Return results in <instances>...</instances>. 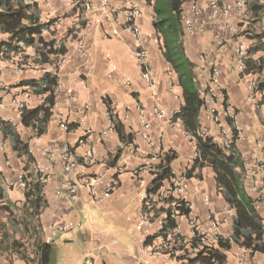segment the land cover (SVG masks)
<instances>
[{
    "label": "crops",
    "instance_id": "crops-1",
    "mask_svg": "<svg viewBox=\"0 0 264 264\" xmlns=\"http://www.w3.org/2000/svg\"><path fill=\"white\" fill-rule=\"evenodd\" d=\"M111 1L118 5H125L132 1L141 5L143 14L139 22L142 35L139 39L127 30H122L120 36H111L112 24L107 21H103L102 24L94 20L88 24L85 23L77 12V7L69 5L70 0H38L42 20L55 19L50 30L43 34L45 40L55 41L56 46L65 44L68 56L67 63L58 75L61 88L56 95L61 104L55 105L52 118L44 134L36 136L22 127L20 125L21 114L13 105L14 97L24 101L30 108L40 106L45 100V94L28 91L26 86L20 84L21 81L39 80L45 73V68L40 67L42 69L31 70L24 74L16 71V68L23 63L22 61L34 65L39 64L34 63L35 49L28 48L25 52L11 58L0 57V82L4 83L3 87L0 85V114L5 120L17 125L23 141L29 144L31 153L30 158L27 155H18L13 150L11 142L5 139L9 144L7 151L9 160L7 161L4 156L1 157L0 152V184L4 187L7 203L8 201L23 200V203L25 201L26 188L20 187L17 191L19 193L7 190L5 185L10 179L24 172L30 173L33 178L38 177L35 170L36 162H41L45 167L48 166L47 160L39 152L41 146L59 147L69 144L80 161V170L83 174L100 173L107 176L114 173L116 164L120 165L122 159L128 157L132 147L140 150L135 158L127 161L129 171L118 176V183L111 197L101 205L91 204L86 189H81L77 197H73L67 191L58 190L63 181L61 163L47 168L48 180L44 183L42 191L47 205L37 219L41 226L60 219L81 222L77 217L78 213L84 211L85 208L89 211V208L95 207L103 210V214L110 215L112 221L125 222L121 219H126L128 233L135 244L132 251L113 249L104 240V236L95 238L93 228L89 227L84 234L76 231L68 236L57 235L51 244L52 250L47 264H67L68 248H71L70 246L81 238L86 240L92 249H95L94 256L98 264H108L107 257H111L114 264L117 258L125 264H138L141 232L136 229V224L142 210V195L147 192L154 174L146 170L139 179H136L130 170L143 163H152L155 170L167 153L175 154V159L171 163L172 168L191 169V158L196 152L192 140L175 131L163 119L151 114L157 100L170 111L181 107L184 102L183 90L178 84V75L163 57L158 34L153 28L152 7L147 4L146 0ZM199 1L207 6L206 0ZM259 1L264 3V0ZM95 6L97 7L98 4ZM89 17L91 19L101 18L97 12H91ZM230 21L235 25L236 32L227 34L224 39L228 40V43L217 47L219 41L213 35L215 24L209 19L208 7L204 16L205 32L198 35L185 34L184 46L187 56L195 64V72L201 83V96L204 99L203 81L199 77V59L202 54H205L220 62L222 82L228 102L238 112L244 133V137L237 139L235 145L244 160V166L247 167L248 163L264 161V104L260 102L262 95L255 94L250 88V82L255 80V76H243L242 70L236 69L233 51L237 42L244 43L248 49L253 44L249 34L254 30L260 32L264 23L250 24V21H242L236 17H232ZM3 37L0 35V39ZM80 38L85 43L83 52L76 50L77 41ZM138 40L144 42L149 52V67L159 83L157 94L153 93L149 84L140 75V66L134 56ZM260 55L261 52H258L255 58ZM50 57L54 61L56 55L51 54ZM206 74H208L207 69ZM126 79H129L131 84H127ZM108 103L123 126L124 138L110 120ZM138 106L145 109L151 121L150 145L146 144L142 136L143 116ZM62 121H68V130L63 128ZM200 121L202 131L224 146L218 124L211 119V116L209 117L206 109L202 110ZM89 132L92 137L85 144H78V140ZM103 132L106 134H102ZM128 135L132 140L131 143L129 137L127 139ZM90 151L93 153V159L87 161L85 154ZM118 152L120 159L113 163L112 159ZM25 165H27L26 170ZM202 175V179L197 176L192 178L193 183L200 182L203 192L192 190L188 196L189 205L203 220L207 219L209 213L220 220L228 217V222L222 223L221 242L217 247L218 251L225 254L226 264H264V252L251 255L250 250L240 247L232 240L235 210L226 202L222 192L218 189L212 168L205 167ZM263 180L264 171H260L252 180L254 187H249L246 183L245 187L248 194L257 200L256 208L264 221ZM203 193L210 195L209 205L203 201ZM112 241L116 243L115 239ZM33 253L30 255L34 257L33 262L21 261L23 262L21 263L19 261L16 264H39V252L35 249ZM0 264H11V262L0 259Z\"/></svg>",
    "mask_w": 264,
    "mask_h": 264
},
{
    "label": "built area",
    "instance_id": "built-area-1",
    "mask_svg": "<svg viewBox=\"0 0 264 264\" xmlns=\"http://www.w3.org/2000/svg\"><path fill=\"white\" fill-rule=\"evenodd\" d=\"M68 3L74 8L77 7V12L87 24L93 20L99 24H102L103 21L110 22L112 24L110 35L113 37L120 36L122 30L131 32L137 39L142 35L139 19L142 17L143 9L136 2L132 1L125 5H118L111 0H70ZM96 4H98L97 7L95 6ZM206 4L207 6H204L199 0H185L182 9V23L185 34L198 35L205 32L204 16L208 7L209 19L214 21L215 24L213 35L219 42L227 34L236 32L235 25L230 21L232 17L242 21H250L251 12L248 7V0H206ZM91 12H97L101 18L91 19L89 17ZM143 43L142 40H138L134 56L140 66L141 77L149 84L153 93L157 94L159 83L152 75L149 67V52ZM76 50L78 52L85 50V43L82 38L78 39ZM233 55L237 67L242 70L247 57L246 45L242 42H237ZM67 61V54L59 53L52 63L34 65L29 62H23L16 68V71L24 74L25 72L39 70L42 69L40 67H44L45 72L59 75ZM199 62V77L203 81L206 112L218 124L223 145L228 147L235 143L237 139L244 137L239 114L226 98L220 62L205 54L201 55ZM36 66H39V68H36ZM206 69L208 74L205 75ZM126 82L131 84L129 79H126ZM254 84V81L250 82L251 89H253ZM0 85L3 87L4 83L0 82ZM60 88L61 85L58 83L55 88L56 94L60 91ZM60 104L61 101L56 98L55 105ZM13 105L21 114L24 101L14 97ZM138 109L143 116L142 136L146 144L150 145L149 130L151 121L143 107L138 106ZM180 111L181 107L170 111L157 100L151 110V114L163 119L175 131L192 140L196 147V152L191 158L193 166L198 156L196 141L191 133L186 130L183 121L177 117ZM62 126L65 130H68V121H62ZM102 134L105 135L106 132ZM91 137L92 134L90 132L85 133L78 140V144H85ZM139 151L136 147H132L128 157H124L120 165L116 164L114 173L107 176L100 173L83 174L80 170V161L69 144L59 147L41 146L39 152L47 160L48 166L45 167L41 162H36L35 170L38 179L46 183L48 180L47 168L61 163L63 181L60 183L58 190L67 191L73 197H77L81 189H86L91 204L101 205L111 197L118 183V176L129 171L127 161L135 158ZM92 159L93 153L91 151L85 154V160L90 161ZM153 168L152 163H143L135 166L130 171L134 178L139 179L144 171L153 172ZM188 170L187 167L172 168L171 178L166 180L160 189L151 193L146 192L142 195V210L136 224V229L141 232L139 237L141 249L138 264H208L206 259L213 250L217 249L222 237V223L228 222V217L220 220L212 213H209L207 219L203 220L193 210L189 213H181L177 210L173 213L174 226L169 230H162L167 222V209L174 205H187L189 203L188 196L192 190L203 192L200 182L193 183V177L188 176ZM260 171H264V161H255L247 164L243 178L249 187H254L252 186V180ZM10 186L25 188L27 186L25 175L23 173L19 174L10 183ZM262 190H264V180L262 181ZM203 201L207 205L210 204L211 200L208 193H203ZM78 227H81V222L60 219L47 225H42L41 233L43 240L48 244H52L57 235H63ZM83 264L98 263L94 255H89L85 258Z\"/></svg>",
    "mask_w": 264,
    "mask_h": 264
},
{
    "label": "trees",
    "instance_id": "trees-1",
    "mask_svg": "<svg viewBox=\"0 0 264 264\" xmlns=\"http://www.w3.org/2000/svg\"><path fill=\"white\" fill-rule=\"evenodd\" d=\"M153 9V28L158 34L160 48L163 57L170 63L178 75V84L183 90L184 102L181 111L177 115L186 130L191 133L196 141L198 156L194 165L188 170V176L202 179V170L211 167L218 189L222 192L226 202L235 210L234 233L232 240L250 250L251 255L256 252H264V221L258 214L257 200L250 196L244 182L245 166L235 143L225 147L217 143L214 138L202 131L200 116L206 108V101L202 97L201 83L195 72V64L187 56L184 46V28L182 23V9L185 0H146ZM251 12L250 24L264 23V3L259 0H248ZM55 19L43 21L41 8L38 0H0V57L11 58L12 56L25 52L28 48H34L36 58L34 63L39 64L54 62L50 55L67 53L65 44L56 46L55 41H46L43 34L50 30ZM253 44L247 49V57L244 61L242 75L255 76L252 91L261 94V103L264 104V27L260 32L254 30L249 34ZM261 55L255 58V55ZM57 73L45 72L39 80L21 81L28 91L45 94L43 104L30 108L24 103L21 111L20 125L34 133L42 135L47 131L48 124L52 118L57 95L55 88L58 85ZM227 98V94H226ZM109 104V103H108ZM108 112L114 128L120 131L124 138L123 126L114 115L110 104ZM0 135L11 142L12 148L18 155H27L30 158L29 144L24 142L17 125L5 120L0 114ZM129 142L132 140L130 135ZM126 138V137H125ZM120 157L118 152L113 157V163ZM175 154L167 153L153 171L154 178L147 189V193L160 189L166 180L172 176L171 163ZM27 165H25L26 170ZM196 170L198 172L196 173ZM27 186L25 187V201L23 209L27 213L25 224L12 214L5 200V190L0 184V212L7 214L8 222H4L0 231L4 228L5 234L9 236L7 226H11L15 233L26 235L31 232L27 223L29 218H39L47 203L42 195L44 183L38 177L33 178L30 173H25ZM179 210L181 213H189L192 209L189 203L182 206L174 205L167 209L166 223L162 230H169L174 226L173 213ZM37 221V220H36ZM10 223V224H9ZM4 226V227H3ZM34 250L39 252V264H47L52 245L46 243L42 237L35 240ZM221 242V241H220ZM12 249L18 258L32 261L30 247L20 239L13 241ZM208 264H226V256L217 249L213 250L206 259Z\"/></svg>",
    "mask_w": 264,
    "mask_h": 264
},
{
    "label": "rangeland",
    "instance_id": "rangeland-1",
    "mask_svg": "<svg viewBox=\"0 0 264 264\" xmlns=\"http://www.w3.org/2000/svg\"><path fill=\"white\" fill-rule=\"evenodd\" d=\"M227 43L228 40L224 39L218 43L217 47H221L223 45H226ZM236 69L237 70L239 69L237 65H236ZM8 146H9L8 142L5 139H3L2 136H0L1 157L4 156L7 161L9 160L8 152H7ZM23 175H26L25 172L23 173ZM15 179H16L15 177L10 179V181L5 186L7 190H13L15 193H19L17 191H19L20 187L10 186V183ZM6 204L9 206L12 214H15L16 217L19 218L22 221V224L24 225L26 223L25 220L27 219L28 215L22 208L23 200L16 202L8 201V203L6 202ZM77 217L81 221V227H78L77 229L73 231H69L63 235L68 236L76 231H79L81 234H84V231L88 230L89 227H92L95 234L94 235L95 238H97L98 236H104V240H106L109 243L110 247L113 249L120 248V249H126L132 251L133 247L135 246L132 236L128 233L129 232L127 228L128 222L126 221V219H121L124 220L125 222L112 221L110 219V215L103 214V210H100L95 207L89 208V211L87 208H85L84 211L78 213ZM36 220H37L36 218L34 219L29 218V221L27 223L30 225L31 232L27 233L26 235L15 233L11 226H7V231L9 232V236L5 234L4 228L0 231L1 260H7L11 262V264L19 263V261L20 262L25 261L18 258L17 254L12 249L11 245H13V241L15 239H20L22 242H25L26 245L30 247V251H31L30 254H34L33 253L35 247L34 241L35 240L37 241L40 237H42L41 225ZM4 222H8L7 214L1 211L0 227ZM113 239L116 240V243L112 241ZM70 247L71 248H68L69 259L67 261V264H83L85 258L88 255L90 254L94 255L95 253L94 251L95 249H92L91 245L88 242H86V240H84L83 238L79 239V241L75 242ZM107 263L114 264L111 257H107ZM115 264H125V263L124 261H121L120 259L117 258Z\"/></svg>",
    "mask_w": 264,
    "mask_h": 264
}]
</instances>
